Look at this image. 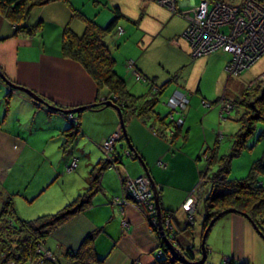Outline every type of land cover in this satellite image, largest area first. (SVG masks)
I'll use <instances>...</instances> for the list:
<instances>
[{
    "label": "crops",
    "instance_id": "1",
    "mask_svg": "<svg viewBox=\"0 0 264 264\" xmlns=\"http://www.w3.org/2000/svg\"><path fill=\"white\" fill-rule=\"evenodd\" d=\"M77 2L78 0H71V4L76 8H78ZM88 2V0H84L87 5ZM92 2L95 5L103 4L111 14L110 7H118L123 15L121 18L133 25L120 23L121 26L118 25V27L123 33L118 36L122 35L130 45H136L135 51L137 53L141 49L140 43L150 41V45L153 40L158 38L153 34L159 27L163 26V29L168 26L171 35L168 34L170 39L167 41H173L171 39L173 35H176L185 25V23L183 25L177 22L179 20H176V16L170 15L165 9L147 0H93ZM191 2L193 0H183L181 3L189 4ZM93 4H90L92 13L85 11V14L94 19L105 8L102 9V6L93 8ZM46 12L58 17L55 22L46 21L52 24V30L47 31L48 37L52 36L51 38L45 37L41 29L30 35L23 31H13V25L0 14V71L8 80L29 88L48 102L62 108L95 102L96 86L92 78L79 63L64 58L60 54L61 31L59 30V23L72 22L68 5L62 1H52L35 7L31 9L27 21L29 24L33 23L34 19L43 22L44 16H47ZM137 14H139L138 18ZM97 22L104 24L103 21ZM71 27L76 32H80L82 22L74 20ZM130 35L132 37L128 39L127 36ZM111 40L112 37H106L108 44ZM146 49V47L141 49L139 56L134 58L132 64H129L130 67L136 68L142 76L148 78L146 84L150 85L151 90L152 87L157 86L154 90L155 93H160L163 89L168 90L171 87V94L179 92L186 96L187 104H196L197 97L192 93L190 95L186 93L191 89L187 87L188 89L184 90L186 80L171 81V77L176 76L175 74L165 81L155 82V76L151 75L150 69H146L139 59ZM184 57L182 63L187 61L186 53H184ZM129 69L131 70V68L127 69L129 73L127 79L131 82L132 73ZM259 71L264 72V60L260 61ZM120 74L127 83L125 71H121ZM222 77L223 74L221 79ZM201 78H199L200 82ZM160 86L163 87L159 91ZM196 88L194 92L200 93V87L197 86ZM171 94L169 97L172 96ZM217 99L213 100V103ZM2 104H4V112L0 113V192L5 200H10L15 212L16 206L27 207L29 205L26 209L30 208L32 211L30 213L25 212L32 218L39 214L53 212V208H58V205L61 206L68 202L83 190L87 185L88 173L84 177L81 175L93 163L103 157L100 149L102 141L109 134L120 131L117 112L114 108L106 106L82 110L77 112V115L72 114L75 120L78 118L81 129V134L74 145L76 148L73 147L74 149L66 151L62 146L65 139L60 134V130L70 124L65 113L49 110L40 103L38 105L22 91L9 89L0 80V106ZM185 109H188L187 105H185ZM185 115H189V112ZM126 120L128 136L144 161L150 177L157 185L160 206L164 209L175 210L171 223L173 231H176L182 226V223L186 222V213L180 208V204L186 195L191 192L198 200L201 197V190L198 189L200 187L198 185L199 170H201L198 161L200 160L199 153L202 145H198L195 150L189 148L187 143L181 146L176 142L177 140L174 142L173 138L167 137L168 135H154L152 133L153 127L158 131L161 129L162 123L156 128V125L150 124L148 119L145 122L134 115H129ZM183 124L184 121L178 128V134ZM31 136L38 143L34 145L30 139ZM204 138L207 139V136ZM49 141L54 142V144L52 143L49 148H46L45 144ZM197 150L200 152L196 153ZM120 153L121 150L115 149L113 157L120 155ZM201 153L203 155V151ZM55 154L57 157L53 160L51 156ZM115 157L117 158V156ZM120 157L118 156L119 161L116 163L119 169H116L118 174L112 172L113 168L103 170L101 175L102 188L93 195L91 204L68 219L58 229L49 233L43 241L44 246L55 254L58 264H71L65 254L66 251L76 249L81 241L87 237L92 238L95 253L98 258H102L99 264H132L134 261L152 264L154 262L155 235L147 227L144 216L138 212L139 209L128 204L121 210L120 205L111 203L112 197L123 193L122 182L125 177L130 176L129 178H131L145 172L139 159L126 156L127 158L123 160ZM27 160L30 161V166L34 164L38 169L41 166L40 170H37L33 175L30 174V171L18 173L12 170L21 166L24 167V161ZM73 160L75 166L69 169L67 165ZM45 167L48 168L47 172L44 171ZM58 178H61L60 185L68 183L67 189L58 187L51 198L45 196L42 204L31 207V203L43 195L44 190L54 186L59 180ZM74 185L77 186L74 187ZM124 192L127 194L126 190ZM53 203L58 205L48 209L47 205H53ZM137 204L142 207L141 203ZM196 204L197 209L198 202ZM21 218L30 219L31 217ZM220 219L225 221L223 228L229 227L230 232L231 255H224V257L244 261L247 259L251 261V264H264V248L259 245L257 240L253 239V235L249 232H246L245 236L243 235V222L237 220L236 216L229 214ZM122 220L126 222L124 226ZM191 225L194 227L193 221ZM244 227L247 229V226L244 225ZM193 235L192 232V237ZM192 237H189L188 240V242H192L191 244L194 243ZM248 238L250 239L249 250L242 247L243 242L248 243ZM252 248H255V251L251 250ZM258 248L262 254L261 261L254 257ZM250 250L251 252H248ZM194 255L195 258H198L195 250Z\"/></svg>",
    "mask_w": 264,
    "mask_h": 264
},
{
    "label": "rangeland",
    "instance_id": "2",
    "mask_svg": "<svg viewBox=\"0 0 264 264\" xmlns=\"http://www.w3.org/2000/svg\"><path fill=\"white\" fill-rule=\"evenodd\" d=\"M88 1H89L88 5H87V3L86 4L84 3V0H78V2H77V4H78L77 7L80 8L84 14H85V11L88 13H92L90 10L91 9L90 4L91 5L93 4V2H92L93 0H88ZM147 1L157 5L160 8L165 9L166 12H168L170 15L176 16V20H179L177 22H180L183 25L185 23V25H184V28L182 30H180L176 35H173V37L171 38V39H173V41H167V39L168 40L170 39L168 37V34H169L168 26L166 28L164 27L163 29H162L163 26H161L153 34V36L158 37V38L153 40L150 45H149L150 41H145V42L143 41V44L140 43L139 46L142 50L145 47L147 48L146 51L142 54V56L139 58L141 64L143 66H145L146 69H150L151 75L155 76V77L152 76V77H154L155 82L160 83L162 81H165V79H168L171 75H174V74L176 76L171 77L172 82L181 81L183 79L186 80L187 82L184 85V88H185L184 90H186L188 88L191 89V91L189 90L186 93H188L189 95L192 93L193 95H195L197 97L198 101L194 105L187 104V102H184L183 98L180 99V96H178V93H176V92H173L172 94L170 93L171 87L168 90L163 89L160 93L155 95L154 90L157 86L152 87V90H151L150 85L146 84L147 81L144 78V76H142L143 78L141 80L136 79L135 74L133 73L132 69L131 70L129 69L130 72L132 73V79L130 82V80L127 79V77L129 76V73L127 70L128 66L126 64V61H134V58H137L139 56L141 49H139L138 53H137L135 51L136 45H130L127 42V40H125L123 38L124 36H122V35H121L122 37L118 36L117 30L112 32L110 34V36L108 35V37H110V38L112 37L110 44L112 46L113 53H114L115 60H116L115 67H114L115 70L117 69L118 73L119 72L121 73V71H125V76H126L125 79L127 81L126 87L128 84L129 86L127 87V89L132 94L141 95V94H145V93L147 94V92H148V98L156 96L155 99H153V102H154L153 109H155L154 111H157L162 117L165 114H167L168 112H170L171 110H172V112H174V117L171 116L170 114H167L164 117L163 122L167 126L169 125L167 127V130H168V134H167L168 136L167 137H169L170 139L173 138L174 142L177 140L176 142H178V144H181V146L184 145L185 143H187V146L189 148H193L195 150L197 149L198 145H202L201 152L206 149L207 153H210V150H212V149H210L209 147H213L214 142L216 141L214 149H216L218 156L229 153L231 146H232V142L234 140V134H235V132H237L240 129V123L237 120V117H238L239 112L241 110L245 109L244 102L249 100L248 99L249 98L248 93L250 91L249 89L251 88V85L256 82V80H263L264 79V72L259 71L260 70V61L264 60V47L261 48L260 50L253 51L254 49L257 48V46L259 44V43L255 42V44L251 48L252 54H251V50H250V53L249 52L244 53L241 56L242 57L241 62H239V59L237 58V54H233V56H230L229 53L226 52V54H225V51H222V50H217L215 52H212L211 54L207 53L209 55H206L203 53L202 55L198 56L197 52H193L191 54V51H192L191 45L189 44L188 40L183 35L185 28L187 27V18H185L183 16L184 14L182 15V11L189 9L192 6V3L181 4V2L183 0H177V2H176L177 3V11L174 13H171V11H169L167 8L155 3L154 0H147ZM198 1L199 0H193V4L198 3ZM222 1H224L226 3V7L232 6V8H230L229 11H226V10L223 11V15H225V17L221 21H224V23L229 22L230 24L234 25L233 20L230 17V15L233 14L234 7L241 9L242 5H247V6H249V11L251 9L253 10L251 5L249 4L250 0H222ZM252 1L255 2L254 4H257L258 6H260V8H262L264 10V0H252ZM97 6H102V9L103 8H105V9L103 11H101L100 15H98L94 19L96 20V22L97 21H101V22L103 21L104 24H100V25H105L110 20V18L112 17V14L110 13V11L108 9H106L107 7H105L103 4H101V5L93 4V8H96ZM166 7H168V5H166ZM110 9H111V7H110ZM245 9H246V7H245ZM257 11H259V10H257ZM45 14H47V16H44L45 20L41 24V30L43 31L44 36L48 37L47 31L52 30V26H51L52 24H49L46 21H54L55 22V20H57L58 17H56L52 14H48V12H46ZM90 15H93V14H90ZM48 17L51 20H49ZM138 17H139V14H137V18ZM74 20L79 21L76 17H74ZM74 20L71 18L72 22H74ZM33 21L35 22L36 20L34 19ZM72 22H70V25ZM249 22H250V20H249ZM120 23L121 24L125 23L126 25L133 26L131 22H128L124 18H121L119 20L118 25H120ZM59 24H60L59 30L61 31L62 27L66 24V22H61ZM232 28L234 29V31H236V32L238 31V28H236V25H235V27H232ZM254 28L257 30V33H256V39H253V40H259L263 27L257 29L256 26H254ZM38 31H40V29ZM132 35L127 36L128 39H131ZM169 35H171V34H169ZM51 37L52 36H49L48 38H51ZM125 38H126V35H125ZM248 39L249 38H247V40ZM129 41H132V40H129ZM59 42H60V40H59ZM147 45H149V46H147ZM184 53L187 54V61L182 63L183 58H185ZM243 61L246 62L244 67H242V64L240 65V63H242ZM214 63H216L215 66H214ZM225 66H226V68H225ZM241 69H242V71H240ZM246 69H248V70H246ZM175 72H177V73H175ZM222 74H223V77L221 79ZM149 77H151V76H149ZM200 77H202L201 82L199 80ZM219 78H220V80H219ZM225 78H226V81H225ZM197 86L200 87L199 90L201 89L200 93L194 92L197 89L196 88ZM223 86L225 87L224 91H223ZM223 92H226L227 98H224L225 93H223ZM170 94L172 96L169 97ZM235 97H238L237 99L240 100V105L238 107H237L236 103L234 104V102H233ZM216 98H218L217 101L215 103H213V100H215ZM246 98H247V100H246ZM227 99H228V103L226 105L225 101H227ZM44 100L48 102V100H46V99H44ZM221 102H222L223 106L225 105V106H228L229 108L231 107V110L228 112L225 110L224 111L221 110ZM35 103L38 104V102H36V101H35ZM48 103L53 104L51 102H48ZM40 104H42V103H40ZM174 104H177L176 106L179 108V110H178V108H176V109L172 108L174 106ZM178 104L179 105H187L188 109L184 110L185 106L182 107V106H179ZM53 105H56V104H53ZM169 107H171L172 109H170ZM45 108H47V107L45 106ZM49 110H52V109H49ZM63 110H66V108H63ZM152 111L153 110L151 109V111H149V112H151L156 118H154V116L152 115V118L150 117V118H148V120H149L150 124L154 123L156 125V128H157V126L162 121L160 120L159 117L157 118V116L155 115V112L154 111L152 112ZM3 112H4V104H2V106H0V113L2 114ZM188 112H189V115L186 116L185 114H187ZM65 114L68 117V119L70 120V122L74 120V118L70 112H67ZM181 116H182V118H181ZM171 117L174 118L173 122H171ZM179 119L181 120V122H179ZM182 121H184V124H183V127L181 128L180 133L178 134V128L181 125ZM126 123H127V120L124 122V124H125V128H126L127 136H128ZM262 129H263V123L257 122L255 124L253 133L247 138L245 146L240 150V152L236 156L232 157L231 162H230V170L228 173L229 178L234 179V178H241V177L246 176L248 174L249 167H250L251 163L255 159H257L263 155V152H264V135L260 139H258V134L260 133V131ZM116 134H115L116 139L112 142V144L110 145V148H106V147L103 148L102 146H100V147L104 150H112L113 144L115 143V148L118 150L120 145H125L126 139L118 138L122 134L121 130L120 131L118 130V132L116 131ZM32 135H34V134H32ZM185 136H186V139H185ZM205 136H207V139L204 138ZM30 139L34 145L36 143H38V141H36V139L33 136H31ZM52 143L54 144V142L49 141L48 143H46V144L44 143V144H45L46 148H49V145H51ZM198 152H200V151L197 150L196 153H198ZM201 152L199 153L200 154V160L198 161V165H199L200 169L205 168L206 160H208V159L210 160V156H212V154L209 155V157H208V155H205V154L201 155L202 154ZM51 157L53 160H55L57 155L55 154V155H52ZM111 157H113V156H110L109 158H111ZM38 158L41 159L40 157H38ZM211 161H213V160H211ZM24 162H25L24 167L21 166L18 168H13L12 170L17 171L18 173H20V172L25 173L27 171H30V174L33 175V173H36V171L40 170V168H41V166H40V168L38 169V167L34 166V164L30 166L29 160L24 161ZM109 165L110 166L113 165L112 167L115 166L114 167L115 170L112 169V172L114 174L116 172V174H117L116 169L117 170H119V169L117 168L116 164L111 160ZM67 166L69 169L74 167L75 161L73 160ZM215 166L212 167V170H214L216 168ZM47 169L48 168L45 167L44 171L47 172ZM89 169L90 168H88V170H86L83 173V175H81L80 173L79 174L82 177H84L85 175H87L86 173H88ZM72 171H74V170H72ZM138 177H139V179H141V182L144 183L143 186H145L146 183H148V185H146L143 188L145 191L149 188V191L151 193L153 208L155 210L154 216L157 217V219H155V223L154 224L150 223L148 221V219L146 218L145 210H144V209H146V205L143 204V202H142L143 199H139L140 196H139L138 200H129V199H126L123 201L120 200L123 202V204H122V202H120L122 204L120 209L122 210L124 206L130 204V205L137 207L139 209L138 212L144 216L143 218H144V221L146 220L145 222H146L147 227L155 235V239H156L155 250H156V252L154 253V256H153V258H155V257H157L158 252L160 250H162L159 241L160 240L163 241V239H162V233L160 232L161 230H159V220H158V216H157V210H156V207L154 204V194L152 192V182L149 181V179L147 178V176L144 173L140 174ZM205 178H207V177L201 175L198 179V185L200 186V187L198 186L199 187L198 189L201 190L200 200H198V198H195L196 196H194L191 192L189 193V196L192 195V197H193V201L191 202V203H193L192 210L188 209V211H187V210L182 209V207H180L181 210L184 211V213H186V216H187L186 222L182 223L181 227H179V228L177 227L178 229H176V231H173L174 229H173V226L171 224L172 218H170L169 215L167 217H165V218H167V220L161 221V229L164 232V234L167 235L168 233H171V235H172V238H169V240L171 242L172 241H174V242L179 241V242H181V244L186 246L190 243V242H188L189 237H187L186 235H183V234H187L188 232H193L194 233V235L192 237V238H194L193 244H194V246H196L194 250L197 252L198 256H201V251H200V253H198V245L200 243L201 235H202L201 234L199 236V231H198V229L200 228L201 220H202V214H201L202 212H201L200 206L202 204L203 197L204 196L206 197L205 192L207 190V189H204L205 187H203L201 185H203V183L205 182ZM58 179L59 180L57 181V183L54 186H51V187L47 188L46 190H44L43 195L39 196L36 200H34L30 206L33 207L36 204H38V205L42 204L44 202L45 196H48V198H51V196L55 193L56 188H58V187H63L66 190L68 183H65L64 185H60L61 178H58ZM153 184L157 189V185L155 183H153ZM76 186L77 185H74V187H76ZM72 199L73 198L68 200V202L71 201ZM4 201H5L4 196H2V193L0 192V206ZM197 202H198V207H199L198 210H200L199 212H197V209H196V206H197L196 203ZM137 203H141L142 207H140ZM64 204H62L60 206L58 204L53 203V205L48 204L47 206H48V209H49V207H51V209H52V207H54V206L56 207V205H58L57 206L58 208H53V210H52L53 212H55L57 209L62 207ZM27 207H29V205ZM27 207H24L23 205L21 207L16 206V213L19 214V215H17V217H19V218L31 217L32 218L31 215H28V213H30V211H32V210H30V208L26 209ZM226 208H222L218 212H220ZM229 208H234L235 210L227 212L223 215L229 214L232 216H236L237 220H240L241 222H243V224L245 226H247V229H245L246 227H244V225L242 227L243 235L245 236L246 232H249L250 234L253 235V239L257 240L259 245L263 246V248H264V238L262 236H260V234L258 233V231H261V229H259L256 222H254V220L248 215L247 212L239 210V209H237L235 207H231V206ZM25 211L28 213H26ZM218 212H216L213 216H215ZM49 213H51V212H49ZM223 215H221L215 221L216 224H215V222L213 223V225L214 224L215 225L214 226L212 225L213 226L212 229L208 231V235L206 236V241H205L204 246H205L206 254L208 251V255H207V258H206V261L204 264H222L224 259H226V260L229 259L227 256L224 257V255H228V256L231 255L229 227L223 228V224L225 223V221L220 219V218H222ZM22 219H24V218H22ZM191 221L194 222V227H191ZM125 224H126L125 220H122V225L124 226ZM152 228H156L155 229L156 231L154 229L152 230ZM193 230H195V231H193ZM261 233L263 234L262 231H261ZM249 240L250 239L248 238L247 239L248 243L245 242L246 246H245L244 242L242 244V247H245V249H248V250H249V245H250ZM41 243L39 244V247L42 246ZM207 245H208V248H207ZM43 249H44L43 253H41L40 256L35 258L36 262H34V264H58L55 254L52 251H48V249H45L44 246H43ZM251 250L255 251V248L254 249L252 248ZM251 250L248 252H251ZM35 251H36V248H35ZM175 253H177V252H175ZM254 257H256V259H258V261L262 260V254H261V251L259 248L256 250ZM199 258L200 257H198L197 259H199ZM197 259H195V260H197ZM245 261L247 263L251 264L250 260L246 259ZM132 264H142V263L140 261H134V262H132ZM175 264H180V263L178 262Z\"/></svg>",
    "mask_w": 264,
    "mask_h": 264
},
{
    "label": "trees",
    "instance_id": "3",
    "mask_svg": "<svg viewBox=\"0 0 264 264\" xmlns=\"http://www.w3.org/2000/svg\"><path fill=\"white\" fill-rule=\"evenodd\" d=\"M52 1L65 2L70 9V17L72 19L76 17L82 22V29L80 32H76L71 27L70 22H66L62 27L60 33V54L64 58L79 63L94 81L96 86L95 103L97 105L94 108L102 107V99H109L120 107L123 123L129 115H134L145 122L146 119L150 117L152 118L153 114L149 111H151V109L153 111L155 110L153 109V99H155L156 96L148 98V92L147 94L145 93L141 95L132 94L127 89L126 82L122 75L114 68L116 63L115 56L112 46L106 41V37L115 30L119 31L117 33L118 35L122 34V30L118 27L117 22L123 15L117 6L111 8L112 17L105 25L98 24L95 19L84 14L80 8L73 6L71 0H0V14L13 25V31H23L30 35L41 29L42 24L41 20L29 24L27 19L31 9ZM219 31L227 32L228 26L224 25L220 27ZM126 63L128 68L133 69L135 78L141 80L143 78L142 75L136 68L130 67L131 65H129L132 64L133 61H127ZM162 87L163 86H160L158 90L160 91ZM249 90V100L246 98L247 101L244 102L245 109L241 110L237 117V120L240 123V129L234 134V140L229 153L218 156L216 149H214L216 141L214 142L213 147H209L212 149L210 150V153H207L206 149L203 150V154L208 155V157L212 154V156H210V160H206L205 168L199 170V177L201 175L207 177L203 183V187H205L204 189L207 190L205 192L206 197H203L200 206L202 220L200 223L199 236L202 234L210 218L213 217L216 212L222 208H229L230 206L247 212L264 234V152L261 157L255 159L251 163L246 176L234 179L228 177L232 157L236 156L245 146L246 140L253 133L257 122L263 123V129L258 134V139L264 135V79L256 80ZM158 93H155V95ZM224 93V98H227L226 92ZM237 98L238 97H235L233 102L234 104L236 103L238 107L240 105V100ZM54 106L63 109L57 105ZM169 108L176 109L178 107ZM154 112L157 118L159 117L162 121V127L160 126L161 129L156 131L152 126V133L154 135L166 136L168 134L167 127L169 125L167 126L163 122L164 117L167 114L174 117V112L171 110L163 117L157 111ZM74 114L77 115V113ZM173 117H171V122H173ZM154 118L156 117L154 116ZM60 134L65 139L62 145L64 150L70 151L76 148L74 145L78 136L81 134L78 118L71 121L64 129H61ZM111 135L112 133L103 141L108 140ZM119 138L125 139V136L121 134ZM100 149L103 153V157L93 163L90 167L86 187L77 193L71 201L65 203L55 212L39 214L30 219H22L17 217V214L8 199L1 204L0 264H7V262H11V264H34V262H36L35 258L42 253L41 249L37 252L35 251L37 245L42 242L41 245L44 246L43 241L49 233L58 229L68 219L91 204L93 195L102 188L101 175L103 170L106 168H113L115 170V166L112 167L113 165H109L111 160L116 164L119 161L118 156H121L120 158L123 160L127 158L126 156H130L132 159H138L134 153L127 151V143H125V145H120L119 149L121 150V153L120 155H115L117 158L115 156L109 158L114 155L116 149L115 143L113 144L112 150ZM119 149L118 151H120ZM134 149L136 150L137 155H139L137 149L135 147ZM214 166L216 168L212 170V167ZM138 176L139 175L131 178L133 179ZM129 177L130 176L125 177L122 182L124 194L122 193L119 196L112 197L111 203L121 206L122 204L119 202L120 199H132L128 193L126 194L124 192L125 190L127 191L125 182ZM188 196L189 194L186 195L181 202L180 207H182L183 202ZM198 208L197 212L200 211ZM174 211V209H164L161 207L162 221L168 215L172 218ZM153 229L155 230L156 228H152V230ZM167 236L172 238L171 233H168ZM186 236L192 237V232H188ZM159 243L162 250L159 251L152 264H175L178 262L180 264H185L176 259L177 254L173 249L166 246L164 241L160 240ZM191 243L185 246L179 243V241L174 242L176 247L182 252L184 258L195 260L197 259L194 255V249L196 246ZM45 249L47 248L45 247ZM200 251L199 243L198 253H200ZM66 255L71 261V264H99L102 260V258H98L95 253L91 237L84 238L76 249H68ZM207 255L208 251L206 258ZM205 261L202 264H204ZM222 264L250 263H247L244 260L229 258L228 260L224 259Z\"/></svg>",
    "mask_w": 264,
    "mask_h": 264
},
{
    "label": "built area",
    "instance_id": "4",
    "mask_svg": "<svg viewBox=\"0 0 264 264\" xmlns=\"http://www.w3.org/2000/svg\"><path fill=\"white\" fill-rule=\"evenodd\" d=\"M154 2L167 8L172 13L177 11V3H176L177 0L176 1L154 0ZM191 3L192 6L189 9L182 11V15L184 14L183 16L187 18V27L185 28L183 35L191 45L192 48L191 54L193 52H197V55L199 56L202 55L203 53L207 54L217 50H222L228 52L231 56H233V54H237V58L239 59V62H241L242 61L241 56L244 53H248V52L250 53V50L252 46L255 44V42L259 44L257 48L254 49L253 51L260 50L261 48L264 47V29H263L264 10L260 8V6H258L257 4H254L255 2H253L252 0L249 1V4L253 8V10L251 9L250 11H249V6L247 5H242L241 9H238L237 7L233 6L234 7L233 14H231L230 17L232 18L234 25L230 24L229 22L224 23V21H221L225 17V15H223V11L224 10L229 11V9L232 8V6L230 5H229L230 7H226V3L224 1L199 0L198 3L195 4H193V2ZM166 5H168V7H166ZM245 7L247 10L245 9ZM224 25L228 26V31L220 32L219 28ZM235 25L236 28H238L237 32L234 31V29L232 28L235 27ZM254 26H256L257 29L263 27L259 40H253L256 39V33H257V30L254 28ZM247 38L249 39L247 40ZM251 54H252V50H251ZM245 63L246 62L243 61L242 63H240V65L242 64V67H244ZM240 71H242V69ZM176 93H178L180 99L183 98L184 102H187V98L185 95L179 92ZM225 103L227 105L228 100L225 101ZM176 105L177 104H174L173 107H175ZM179 106L183 107L185 105H179ZM230 109L231 107L229 108L228 106L225 105L223 106L221 102V110L228 111ZM179 122H181L180 119ZM115 134L113 133L108 140L103 141L101 146L103 148L105 147L110 148V145L116 139ZM143 185L144 183L141 182V179H139V177L133 179L127 178L125 182V187L127 189L128 195L132 198L131 200H138L139 196H140L139 199H143L142 202L143 204L146 205V209H144L145 216L150 223L154 224L155 219H157V217L154 216L155 210L153 208L151 193L149 191V188L146 191L143 188L146 185H148V183H146L145 186ZM120 200L119 202H122L123 200L126 199H123L122 201ZM192 201H193L192 195L188 196L182 204L183 209L187 211L188 209L192 210L193 208V203H191ZM39 249H41L43 253L44 250L43 246L39 247L38 245L36 248V252ZM7 264H11V262H7Z\"/></svg>",
    "mask_w": 264,
    "mask_h": 264
},
{
    "label": "water",
    "instance_id": "5",
    "mask_svg": "<svg viewBox=\"0 0 264 264\" xmlns=\"http://www.w3.org/2000/svg\"><path fill=\"white\" fill-rule=\"evenodd\" d=\"M0 80L9 88V89H13V90H20L23 93H25L26 95H28L32 100L42 103L43 105H45L48 109H52V110H59L63 113H67L70 112L71 114L80 112L82 110L85 109H91L94 108L96 105L95 102L93 103H89V104H84V105H79V106H74L71 108H68L66 110H63L61 108H58L56 106H54L53 104H49L47 101L43 100V98H41V96H39L38 94H36L35 92H33L32 90H30L29 88L16 84L10 80H8L7 78H5V76L2 74V72L0 71ZM102 107H106V106H110L112 108H114L117 112L118 118H119V122H120V130L121 133L125 136L126 139V143H127V151L134 153L137 158L139 159L143 169H144V174L150 179V181L152 182V192L154 194V204L157 210V216H158V220H159V230H161L160 232L162 233V239L165 242L166 246H168L169 248L173 249L175 252H177V256L176 259L178 261L184 262L185 264H202L205 259H206V250H205V240H206V236L208 234V231L210 230V228L212 227L213 223L223 214L230 212V211H234V208H226L220 212H218L215 216H213L208 224L206 225V227L204 228L202 235H201V240H200V249H201V256L199 259L197 260H188L186 258H184V256L182 255V252L176 247V245L174 244V242L169 240V237L167 235L164 234V232L161 229V207L159 204V197H158V192L156 187L154 186V182L152 180V178L150 177V174L147 170V167L144 163V161L142 160V158L137 155L136 150L134 149L132 143L129 140V137L127 136V132H126V128L124 126L123 120H122V115H121V109L120 107L115 104L114 102H112L109 99H102ZM246 215V214H245ZM258 233L260 234V236H262L264 238V235L261 233V231H258Z\"/></svg>",
    "mask_w": 264,
    "mask_h": 264
},
{
    "label": "flooded vegetation",
    "instance_id": "6",
    "mask_svg": "<svg viewBox=\"0 0 264 264\" xmlns=\"http://www.w3.org/2000/svg\"><path fill=\"white\" fill-rule=\"evenodd\" d=\"M163 218V217H162ZM162 218H161V221H162ZM167 218H164V220H166Z\"/></svg>",
    "mask_w": 264,
    "mask_h": 264
},
{
    "label": "bare ground",
    "instance_id": "7",
    "mask_svg": "<svg viewBox=\"0 0 264 264\" xmlns=\"http://www.w3.org/2000/svg\"><path fill=\"white\" fill-rule=\"evenodd\" d=\"M172 105V104H171Z\"/></svg>",
    "mask_w": 264,
    "mask_h": 264
}]
</instances>
